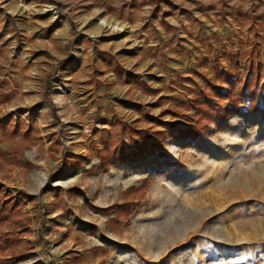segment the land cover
<instances>
[{
  "label": "rangeland",
  "instance_id": "rangeland-1",
  "mask_svg": "<svg viewBox=\"0 0 264 264\" xmlns=\"http://www.w3.org/2000/svg\"><path fill=\"white\" fill-rule=\"evenodd\" d=\"M1 206L0 264H264V0H0Z\"/></svg>",
  "mask_w": 264,
  "mask_h": 264
},
{
  "label": "trees",
  "instance_id": "trees-1",
  "mask_svg": "<svg viewBox=\"0 0 264 264\" xmlns=\"http://www.w3.org/2000/svg\"><path fill=\"white\" fill-rule=\"evenodd\" d=\"M224 76L233 87L234 82L231 80L232 73L227 72ZM251 77L244 82L242 88L238 92L234 89L221 92L217 103H211V100L204 104H197V106L193 103L197 111L196 116L187 118V126L181 132L180 136L189 139H202L206 136L204 129L209 123L211 124L214 121L225 118L228 112L239 110L241 104L240 97H249L253 101L258 94L259 83L257 81H255L256 83H253V77ZM226 102H228L229 105L225 107ZM157 148V144L146 138H142L140 143L136 144L132 150L123 149L121 152H114L111 156L108 153L101 154L100 168H108L110 165L123 164L127 161L136 160L143 155L148 156L154 154L157 152ZM129 207L128 203L122 205V212L127 213ZM13 214V210L7 211L6 207H0V221L9 220ZM6 237L8 240V235H6Z\"/></svg>",
  "mask_w": 264,
  "mask_h": 264
}]
</instances>
